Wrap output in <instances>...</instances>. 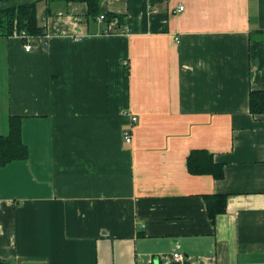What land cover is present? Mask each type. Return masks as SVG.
Segmentation results:
<instances>
[{
    "label": "crops",
    "instance_id": "0c3cea01",
    "mask_svg": "<svg viewBox=\"0 0 264 264\" xmlns=\"http://www.w3.org/2000/svg\"><path fill=\"white\" fill-rule=\"evenodd\" d=\"M61 3L31 50L0 36V134L20 116L28 146L0 166V259L264 264V0ZM194 149L224 176L189 172Z\"/></svg>",
    "mask_w": 264,
    "mask_h": 264
},
{
    "label": "trees",
    "instance_id": "16d2710c",
    "mask_svg": "<svg viewBox=\"0 0 264 264\" xmlns=\"http://www.w3.org/2000/svg\"><path fill=\"white\" fill-rule=\"evenodd\" d=\"M71 1L87 3L89 17H96L101 12L103 0H0V36H9L15 29L25 30L33 36H46L48 17L58 12L59 3L61 5V2ZM40 2L44 3L42 13L38 7ZM107 15L106 19L109 20L118 16L111 12ZM250 105L252 111L264 112V90L251 91ZM27 157L28 146L22 138L21 117L12 116L9 133L0 134V166ZM187 168L194 174H210L215 178L224 176L223 165L216 162L213 154L206 149L192 150L187 157ZM203 196L212 221H215L218 214L226 212L228 194L208 193ZM0 264L10 263L0 259Z\"/></svg>",
    "mask_w": 264,
    "mask_h": 264
},
{
    "label": "built area",
    "instance_id": "2783aa9c",
    "mask_svg": "<svg viewBox=\"0 0 264 264\" xmlns=\"http://www.w3.org/2000/svg\"><path fill=\"white\" fill-rule=\"evenodd\" d=\"M184 8H185V6L183 4H180V6L176 9V11H182V10H184ZM60 14H62V13H60ZM99 19L100 20H105L106 19V15L104 13L101 14L99 16ZM122 31H124V29ZM116 32H119V31L116 30L115 27H113L112 24H109L108 27L104 31L105 34H113V33H116ZM11 36H15V37L21 38L24 41V43H25V48H26L27 51L32 49L33 45H32L31 39L33 38V35L28 34L25 30L18 31L17 29H15L13 31V33L11 34ZM46 36L48 37V35H46ZM132 120L136 121L137 117L133 116ZM125 139L128 142H130L132 140L131 131L128 130V131L125 132ZM174 259L177 262V264H182L183 263L182 261L184 260V256H183V254L181 252H176L174 254Z\"/></svg>",
    "mask_w": 264,
    "mask_h": 264
},
{
    "label": "rangeland",
    "instance_id": "374dc122",
    "mask_svg": "<svg viewBox=\"0 0 264 264\" xmlns=\"http://www.w3.org/2000/svg\"><path fill=\"white\" fill-rule=\"evenodd\" d=\"M38 7H39V12L42 13V10L44 8V3L43 2H40Z\"/></svg>",
    "mask_w": 264,
    "mask_h": 264
}]
</instances>
